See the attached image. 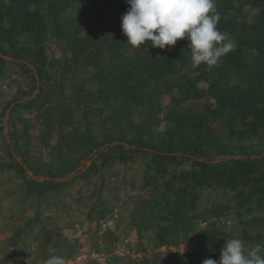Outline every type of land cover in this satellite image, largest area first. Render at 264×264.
Instances as JSON below:
<instances>
[{
  "label": "rangeland",
  "instance_id": "obj_1",
  "mask_svg": "<svg viewBox=\"0 0 264 264\" xmlns=\"http://www.w3.org/2000/svg\"><path fill=\"white\" fill-rule=\"evenodd\" d=\"M40 9L44 25L39 34L11 30L0 38V47L6 52L0 53L3 54L0 59V264H46L52 256L63 257L66 264H182L183 260L185 264H202L208 258L219 260L220 250L228 239H241L245 252L264 242V159L259 161L257 173L262 177V192L239 207L230 188L215 183L197 188L191 198L194 205L186 199L192 228L181 232L168 222L177 203L167 182L182 169H190V161H166L167 172L157 176L154 170L163 161L158 163L150 153L135 147L124 153V162L112 152L106 153L109 157L105 161L91 147L76 148L75 144H71L73 150L63 147L57 134L58 125L44 122L48 117L47 107H55L54 112L69 105L73 107V115L68 118L72 123L64 126V131L74 127L82 131L88 127L89 135L97 143H102L110 132L114 131L115 137L118 134L114 123L103 119L108 117L109 109L105 108L102 115L90 114L88 120H81L72 96L77 88L94 87L90 80L91 65L86 66L83 57L73 60V53L65 47L64 33L79 25L77 19L82 7L70 3L57 12L59 32L53 17L44 7ZM258 13L251 5L233 1V7L221 13L219 21L225 25L222 32L234 42V49L210 68L204 63L195 66L191 59L176 66L178 77L184 78L186 85L191 81L199 89L196 98L180 102L182 109L177 112L184 121L187 114L195 117L198 110L215 108L210 90L215 80L227 87H249L255 83L257 50L249 44L254 38L249 26L256 23ZM79 27L82 35L101 33L98 25L90 21H82ZM236 49L238 61L230 64L228 54ZM18 53L26 62L13 56ZM27 63L35 65L38 73H33ZM260 85L264 88V80ZM36 88L39 92L30 98L34 99L33 103H25L30 100L27 99L6 114L13 101L29 98ZM161 89L164 92L157 98L158 106H152L156 120L139 143L160 147L175 143L177 147L183 133L185 140H197L202 130L182 128L180 134L173 114H169L174 104L171 95L178 98L179 90L171 87L166 91L163 86ZM140 110L139 106L133 108L135 122L141 121ZM224 115L220 113L205 121L210 134L204 138L198 153L211 160L263 156L264 131L260 136H248L240 134L241 126H238L231 132ZM125 135L134 139L137 132L127 130ZM124 143L128 149L129 144ZM13 144L16 151L12 155ZM17 157L22 159L24 168L21 167L36 175V179L26 172L25 176L20 174ZM91 158L88 167L79 172ZM72 173L75 174L67 179ZM48 177L65 180L39 184ZM173 181L178 185L175 178ZM168 196L169 200L165 198ZM163 225L171 227V234L166 243L158 244L155 231ZM205 230L214 232L215 245L211 250L201 251L196 237Z\"/></svg>",
  "mask_w": 264,
  "mask_h": 264
},
{
  "label": "trees",
  "instance_id": "obj_2",
  "mask_svg": "<svg viewBox=\"0 0 264 264\" xmlns=\"http://www.w3.org/2000/svg\"><path fill=\"white\" fill-rule=\"evenodd\" d=\"M233 1H236L238 5H251L259 11L256 23L249 26L254 34L249 44L257 50L255 83L249 87H227L215 80L210 85L216 104L215 108L198 110L195 117L186 113L185 118L187 119L184 121L181 113L177 112L182 109L180 102L194 99L199 94L197 86L191 81H187L186 85L185 79L178 77L179 72L175 73V68L179 63L184 64L190 59V50L187 48L189 41L186 38L178 40L170 49L169 46L164 49L154 48L150 43L148 47L141 45L139 48H133L126 43L127 37L121 30V16L129 7L126 0H0V38H3L4 33H10L11 30L39 34L44 25V14L41 7H44L47 14L53 17L56 30L59 32L57 12L65 9L70 3H76L82 7L77 19L79 25L82 21H90L98 25L101 30L100 34L88 32L82 35L79 25L77 26L79 28L76 27V29H70L71 32L64 33L65 47L73 53V60L83 57L85 65H91L92 68L90 80L94 85L93 89L80 87L72 96L76 101L78 108L76 110L79 111L81 120H88L90 114L91 116L102 115L105 108L109 109L108 117L103 119L114 123L118 136L115 137L113 131L105 136L102 143H97L95 138L89 135L88 127L82 131H79L77 127L64 131V126L72 123V119H68L73 115L74 110L70 105L56 112H54L55 107H47L45 114L48 117L44 122H48L50 126L58 125L59 142L66 149L73 150V144L76 148L91 147L92 150H98V158L105 161L109 157L106 156L107 152L116 154L123 162L126 160L124 153L132 151L134 147L135 150L148 152L158 163L163 161V164L159 163L154 170L157 176L167 172L166 161L175 159H179L180 162L190 161V169H182L167 182L168 187L176 195L174 200L177 203L170 212L168 222L173 223V227L181 232H189L192 228L193 222L187 213L189 207L186 204L188 201L191 206L194 205L191 198L195 196L194 192L197 188L213 183L230 188L235 193L239 207L249 203L254 196L262 192L260 186L262 177H259L257 173L260 172L259 161L264 159V155L222 157L218 158L221 159L220 161L210 163L204 160L211 159L198 153L202 150L200 146L204 138L206 139V136L210 134V128L205 125V121L214 119V116L220 113H225L226 124L231 132L235 131L238 126H241L240 134L248 136H260L264 131V88L260 85L264 80V0H215L216 10L219 14L224 13L225 10L233 7ZM224 26L221 21H218L217 28L220 31H223ZM128 49L132 52H127ZM237 51L238 49L228 54V63L238 61ZM0 53L6 54L1 47ZM19 54L13 56L19 61L26 62L24 61L26 59L23 60ZM2 55L0 54V59ZM234 65L237 64L234 63ZM29 66H32L33 73H38L35 65ZM161 86L166 91H169L171 87L179 90L178 98L171 95L174 104L169 114H173L177 131L180 134L183 132L182 128L202 130L197 140L187 141L183 138V133L177 147H174L175 143H167L163 147L146 144L145 146L139 143L144 141V135L149 132L148 126L156 120V111L152 106L153 104L158 106L157 98L164 92ZM33 101L34 99H30L25 103L31 104ZM21 104L23 103H18L16 106ZM62 104L63 102L60 103L61 106ZM134 106L141 108L138 116L141 121H134ZM127 130H136L137 135L134 138L136 140L127 139L125 135ZM12 134L14 135L11 132ZM124 142L129 144L128 149ZM136 143L139 145L134 146ZM10 150L13 155L16 151L14 144L11 145ZM16 164L20 174L25 176V170L18 161ZM174 178L178 185L174 184ZM44 183H54V179L48 177L39 184ZM165 198L169 200V196ZM170 228V226L163 225L155 231L158 244L167 242V237L171 234L169 233ZM196 242L201 251L211 250L215 245L214 232L200 231L197 233ZM182 264H185L184 260Z\"/></svg>",
  "mask_w": 264,
  "mask_h": 264
},
{
  "label": "clouds",
  "instance_id": "obj_3",
  "mask_svg": "<svg viewBox=\"0 0 264 264\" xmlns=\"http://www.w3.org/2000/svg\"><path fill=\"white\" fill-rule=\"evenodd\" d=\"M129 5L121 16V30L127 44L164 49L178 40L187 39L190 59L195 66L204 63L209 68L233 50L235 44L228 34L217 28L220 14L215 0H126ZM46 264H66L61 256H52ZM202 264H264V242H258L245 252L239 238L226 240L220 259L211 258Z\"/></svg>",
  "mask_w": 264,
  "mask_h": 264
},
{
  "label": "water",
  "instance_id": "obj_4",
  "mask_svg": "<svg viewBox=\"0 0 264 264\" xmlns=\"http://www.w3.org/2000/svg\"><path fill=\"white\" fill-rule=\"evenodd\" d=\"M38 84H39V80H37V85H38ZM38 92H39V88H37L36 91H35V93L32 94L29 98L17 99V100H15V101H13V102L10 104V106L8 107V109H7V111H6V114L8 115L9 112H10V110H11V108H12L13 106L17 105L18 103H21V102H23V101H25V100H27V99H30V98H34ZM4 130H5V131L8 130V128L6 127V125H5ZM125 145L128 146L127 144H125ZM172 154H174V153H172ZM197 159H198V160H203L202 158H197ZM220 160H221V159H217V160H204V161H206V162H210V163H215V162H218V161H220ZM17 161H18V163L24 168V165H23L22 159H21L20 157H17ZM92 161H93V158L89 159V160L86 162L85 166L82 167V168L80 169L79 172L84 171ZM25 172L28 173L29 176H30L31 178L36 179L37 176L34 175L32 172H30V171H28V170H26V169H25ZM74 174H75V173H72L67 179H70ZM54 180H56V181H64L65 179L54 178Z\"/></svg>",
  "mask_w": 264,
  "mask_h": 264
}]
</instances>
